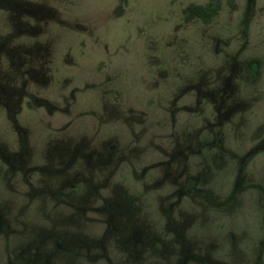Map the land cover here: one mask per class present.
<instances>
[{
    "label": "rangeland",
    "instance_id": "1",
    "mask_svg": "<svg viewBox=\"0 0 264 264\" xmlns=\"http://www.w3.org/2000/svg\"><path fill=\"white\" fill-rule=\"evenodd\" d=\"M0 264H264V0H0Z\"/></svg>",
    "mask_w": 264,
    "mask_h": 264
},
{
    "label": "trees",
    "instance_id": "2",
    "mask_svg": "<svg viewBox=\"0 0 264 264\" xmlns=\"http://www.w3.org/2000/svg\"><path fill=\"white\" fill-rule=\"evenodd\" d=\"M215 12H216V5H212V6L211 5H207V6H204V7H199L198 10H197L198 16L203 21H208L210 19V17L213 14H215ZM250 66H252V62L250 63Z\"/></svg>",
    "mask_w": 264,
    "mask_h": 264
}]
</instances>
